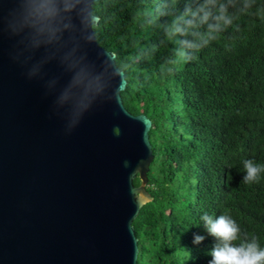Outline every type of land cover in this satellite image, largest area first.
<instances>
[{
    "label": "water",
    "instance_id": "95a60500",
    "mask_svg": "<svg viewBox=\"0 0 264 264\" xmlns=\"http://www.w3.org/2000/svg\"><path fill=\"white\" fill-rule=\"evenodd\" d=\"M96 1L0 0V264L137 263L152 122L122 102Z\"/></svg>",
    "mask_w": 264,
    "mask_h": 264
},
{
    "label": "trees",
    "instance_id": "16d2710c",
    "mask_svg": "<svg viewBox=\"0 0 264 264\" xmlns=\"http://www.w3.org/2000/svg\"><path fill=\"white\" fill-rule=\"evenodd\" d=\"M202 3L92 6L97 42L124 71V106L152 122L146 189L153 200L133 221L136 264H209L214 238L200 220L205 213L229 214L242 235L264 246V174L257 183L242 181L244 159L264 164V0H218L232 20L220 32L186 23ZM194 234L205 239L194 244Z\"/></svg>",
    "mask_w": 264,
    "mask_h": 264
},
{
    "label": "clouds",
    "instance_id": "9594fccd",
    "mask_svg": "<svg viewBox=\"0 0 264 264\" xmlns=\"http://www.w3.org/2000/svg\"><path fill=\"white\" fill-rule=\"evenodd\" d=\"M190 16L192 19L187 20V24L198 21L200 24H208L209 30L214 32H220L222 26L232 23L225 6L218 4V0H203L194 11H190ZM210 20L214 23H209ZM172 31L181 29L175 28ZM207 42L205 40L204 44ZM202 46L189 45L195 51H199ZM242 164V181L247 184L259 182L264 174V164H258L253 159H244ZM200 220L208 235L214 238V244L208 252L211 256L209 264H264V246H261L259 238L255 235H242L240 225L229 214L213 216L205 213ZM204 239V236L194 234L193 243L200 244Z\"/></svg>",
    "mask_w": 264,
    "mask_h": 264
}]
</instances>
